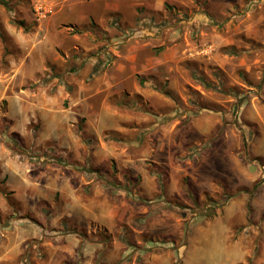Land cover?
<instances>
[{"label":"rangeland","instance_id":"1","mask_svg":"<svg viewBox=\"0 0 264 264\" xmlns=\"http://www.w3.org/2000/svg\"><path fill=\"white\" fill-rule=\"evenodd\" d=\"M3 1L0 264H264V0Z\"/></svg>","mask_w":264,"mask_h":264},{"label":"trees","instance_id":"2","mask_svg":"<svg viewBox=\"0 0 264 264\" xmlns=\"http://www.w3.org/2000/svg\"><path fill=\"white\" fill-rule=\"evenodd\" d=\"M3 5H7V3H5L3 0L0 1ZM20 25H23L22 22H20Z\"/></svg>","mask_w":264,"mask_h":264},{"label":"crops","instance_id":"3","mask_svg":"<svg viewBox=\"0 0 264 264\" xmlns=\"http://www.w3.org/2000/svg\"><path fill=\"white\" fill-rule=\"evenodd\" d=\"M68 166L71 167V168L74 167V165H72V164H70V165H68ZM88 175H92V174H88ZM91 180H92V179H91Z\"/></svg>","mask_w":264,"mask_h":264}]
</instances>
